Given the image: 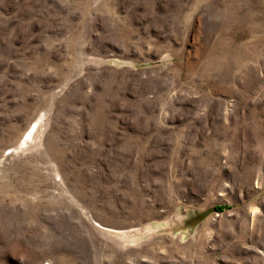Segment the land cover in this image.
Wrapping results in <instances>:
<instances>
[{"label":"rangeland","instance_id":"rangeland-1","mask_svg":"<svg viewBox=\"0 0 264 264\" xmlns=\"http://www.w3.org/2000/svg\"><path fill=\"white\" fill-rule=\"evenodd\" d=\"M0 264H264V0H0Z\"/></svg>","mask_w":264,"mask_h":264},{"label":"trees","instance_id":"trees-1","mask_svg":"<svg viewBox=\"0 0 264 264\" xmlns=\"http://www.w3.org/2000/svg\"><path fill=\"white\" fill-rule=\"evenodd\" d=\"M224 208H219V211L222 212ZM218 210V209H217Z\"/></svg>","mask_w":264,"mask_h":264}]
</instances>
